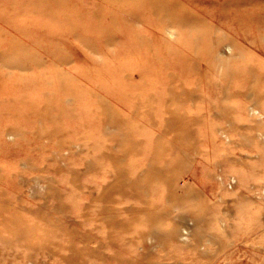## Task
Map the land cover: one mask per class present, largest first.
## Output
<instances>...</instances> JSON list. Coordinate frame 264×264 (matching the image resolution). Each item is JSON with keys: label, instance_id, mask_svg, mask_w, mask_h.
I'll return each instance as SVG.
<instances>
[{"label": "rangeland", "instance_id": "obj_1", "mask_svg": "<svg viewBox=\"0 0 264 264\" xmlns=\"http://www.w3.org/2000/svg\"><path fill=\"white\" fill-rule=\"evenodd\" d=\"M0 264H264V0H0Z\"/></svg>", "mask_w": 264, "mask_h": 264}, {"label": "bare ground", "instance_id": "obj_2", "mask_svg": "<svg viewBox=\"0 0 264 264\" xmlns=\"http://www.w3.org/2000/svg\"><path fill=\"white\" fill-rule=\"evenodd\" d=\"M34 2V1H33ZM158 8H159V6H158ZM252 89V88H251Z\"/></svg>", "mask_w": 264, "mask_h": 264}]
</instances>
